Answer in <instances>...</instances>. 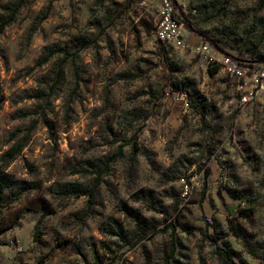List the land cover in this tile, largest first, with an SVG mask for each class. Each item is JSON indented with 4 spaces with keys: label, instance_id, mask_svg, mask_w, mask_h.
Here are the masks:
<instances>
[{
    "label": "clouds",
    "instance_id": "clouds-1",
    "mask_svg": "<svg viewBox=\"0 0 264 264\" xmlns=\"http://www.w3.org/2000/svg\"><path fill=\"white\" fill-rule=\"evenodd\" d=\"M0 27V264H264V0H0Z\"/></svg>",
    "mask_w": 264,
    "mask_h": 264
},
{
    "label": "rangeland",
    "instance_id": "rangeland-1",
    "mask_svg": "<svg viewBox=\"0 0 264 264\" xmlns=\"http://www.w3.org/2000/svg\"><path fill=\"white\" fill-rule=\"evenodd\" d=\"M11 19L12 18H9L8 20H5L4 24L6 25L7 23H9ZM2 30H3V28L1 29V27H0V32H2ZM42 39H46V37H42ZM44 47H45V49L47 51V55L42 56L40 58V60L37 61V64L46 63L47 59L50 58L51 55L55 54L56 51H58V49L56 48L55 44L45 45ZM45 58H47L46 61H43ZM40 61H42V62L40 63ZM6 73H7V69H5L3 72H0V77H2L3 75H6ZM37 95H39V94H37ZM0 103H2L5 107H7V106H9L11 104V101L8 100L5 97L0 96ZM25 115H27V113H20L19 114V116H21V117H23ZM0 181L3 184H5V185L10 183L9 178L7 176H0Z\"/></svg>",
    "mask_w": 264,
    "mask_h": 264
},
{
    "label": "trees",
    "instance_id": "trees-1",
    "mask_svg": "<svg viewBox=\"0 0 264 264\" xmlns=\"http://www.w3.org/2000/svg\"><path fill=\"white\" fill-rule=\"evenodd\" d=\"M1 29H2V27H1ZM46 59H47V58H45L43 61H46ZM41 62H42V61H40V63H41ZM0 183H2V182L0 181Z\"/></svg>",
    "mask_w": 264,
    "mask_h": 264
},
{
    "label": "built area",
    "instance_id": "built-area-1",
    "mask_svg": "<svg viewBox=\"0 0 264 264\" xmlns=\"http://www.w3.org/2000/svg\"><path fill=\"white\" fill-rule=\"evenodd\" d=\"M177 23H179V21H177Z\"/></svg>",
    "mask_w": 264,
    "mask_h": 264
}]
</instances>
